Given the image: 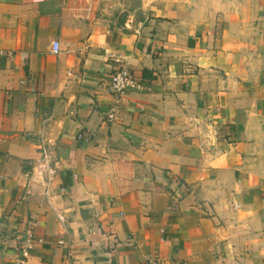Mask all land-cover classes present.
Returning a JSON list of instances; mask_svg holds the SVG:
<instances>
[{
  "label": "crops",
  "instance_id": "1",
  "mask_svg": "<svg viewBox=\"0 0 264 264\" xmlns=\"http://www.w3.org/2000/svg\"><path fill=\"white\" fill-rule=\"evenodd\" d=\"M132 3L0 0V264H264V0Z\"/></svg>",
  "mask_w": 264,
  "mask_h": 264
},
{
  "label": "built area",
  "instance_id": "2",
  "mask_svg": "<svg viewBox=\"0 0 264 264\" xmlns=\"http://www.w3.org/2000/svg\"><path fill=\"white\" fill-rule=\"evenodd\" d=\"M51 52L57 53V43L51 44ZM138 83L133 78L132 73L124 65L122 60L118 58L113 59L112 66L108 75L107 89L116 103L121 97L122 93L128 88L138 87ZM39 157L32 167V172L37 176L44 179V182L48 180L54 174V167L50 165V159L47 146L43 143L38 146ZM30 245L27 242L21 241L17 245V255L10 261L9 264H31L27 260Z\"/></svg>",
  "mask_w": 264,
  "mask_h": 264
},
{
  "label": "rangeland",
  "instance_id": "3",
  "mask_svg": "<svg viewBox=\"0 0 264 264\" xmlns=\"http://www.w3.org/2000/svg\"><path fill=\"white\" fill-rule=\"evenodd\" d=\"M132 1H134V0H128V1H126V0L121 1V0H120V3L125 4V5H126V4L128 5V4H133ZM134 3H135V2H134Z\"/></svg>",
  "mask_w": 264,
  "mask_h": 264
}]
</instances>
